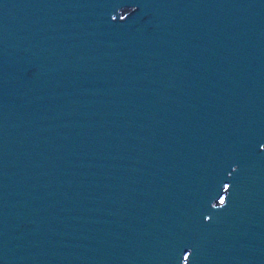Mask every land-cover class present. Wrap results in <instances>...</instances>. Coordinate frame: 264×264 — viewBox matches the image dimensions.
<instances>
[{"label":"water","instance_id":"95a60500","mask_svg":"<svg viewBox=\"0 0 264 264\" xmlns=\"http://www.w3.org/2000/svg\"><path fill=\"white\" fill-rule=\"evenodd\" d=\"M0 264H264V0H0Z\"/></svg>","mask_w":264,"mask_h":264},{"label":"flooded vegetation","instance_id":"af4514ba","mask_svg":"<svg viewBox=\"0 0 264 264\" xmlns=\"http://www.w3.org/2000/svg\"><path fill=\"white\" fill-rule=\"evenodd\" d=\"M227 188H228V185L225 184L224 185V192H223L222 196L220 197V199H218L216 202L218 205H221L225 202V194H226L225 192H226Z\"/></svg>","mask_w":264,"mask_h":264}]
</instances>
